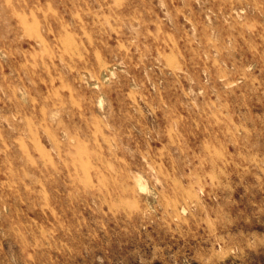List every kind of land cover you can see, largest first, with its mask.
<instances>
[{"label":"rangeland","instance_id":"obj_1","mask_svg":"<svg viewBox=\"0 0 264 264\" xmlns=\"http://www.w3.org/2000/svg\"><path fill=\"white\" fill-rule=\"evenodd\" d=\"M0 264H264V0H0Z\"/></svg>","mask_w":264,"mask_h":264},{"label":"bare ground","instance_id":"obj_2","mask_svg":"<svg viewBox=\"0 0 264 264\" xmlns=\"http://www.w3.org/2000/svg\"><path fill=\"white\" fill-rule=\"evenodd\" d=\"M106 66V65H105ZM109 66V65H108Z\"/></svg>","mask_w":264,"mask_h":264}]
</instances>
